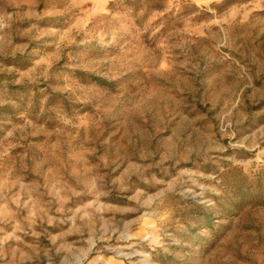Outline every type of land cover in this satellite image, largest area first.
<instances>
[{
	"label": "rangeland",
	"instance_id": "374dc122",
	"mask_svg": "<svg viewBox=\"0 0 264 264\" xmlns=\"http://www.w3.org/2000/svg\"><path fill=\"white\" fill-rule=\"evenodd\" d=\"M0 0V264H264V0Z\"/></svg>",
	"mask_w": 264,
	"mask_h": 264
},
{
	"label": "trees",
	"instance_id": "16d2710c",
	"mask_svg": "<svg viewBox=\"0 0 264 264\" xmlns=\"http://www.w3.org/2000/svg\"><path fill=\"white\" fill-rule=\"evenodd\" d=\"M236 0H222L219 4H215L217 6L222 5V6H226V5H230L235 3Z\"/></svg>",
	"mask_w": 264,
	"mask_h": 264
},
{
	"label": "crops",
	"instance_id": "0c3cea01",
	"mask_svg": "<svg viewBox=\"0 0 264 264\" xmlns=\"http://www.w3.org/2000/svg\"><path fill=\"white\" fill-rule=\"evenodd\" d=\"M196 2H203V1H208V0H194Z\"/></svg>",
	"mask_w": 264,
	"mask_h": 264
}]
</instances>
